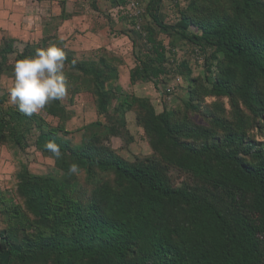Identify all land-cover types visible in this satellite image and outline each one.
Returning <instances> with one entry per match:
<instances>
[{
    "label": "trees",
    "instance_id": "16d2710c",
    "mask_svg": "<svg viewBox=\"0 0 264 264\" xmlns=\"http://www.w3.org/2000/svg\"><path fill=\"white\" fill-rule=\"evenodd\" d=\"M161 2L147 4L148 46L136 56L129 81L159 90L174 42L203 52L204 78L189 86L181 120L167 109L154 112L145 99L112 110L120 87L105 51L82 60L60 48L67 91L78 92L77 86L70 90L74 80H88L106 122L89 125L90 133L86 127L78 146L65 130L71 113L60 99L40 110L59 119L51 127L39 113L24 115L16 105L2 110L0 85V145L24 149L34 136L37 151L55 167L34 175L21 165L17 203L0 187V264H264V142L251 141L247 132L253 120L259 127L256 121H264V0H193L174 25L164 23ZM153 31L170 39L169 50ZM47 48L43 41L17 52L13 41L2 39L0 79L14 80L16 60ZM206 98L229 100L232 120L203 113L209 126L192 123L190 113H202ZM135 106L151 145L196 186L175 188L158 164L128 162L103 142L125 129V115ZM49 142L59 146V158L45 148ZM73 163L79 171L70 174ZM175 211L181 221H171Z\"/></svg>",
    "mask_w": 264,
    "mask_h": 264
},
{
    "label": "rangeland",
    "instance_id": "374dc122",
    "mask_svg": "<svg viewBox=\"0 0 264 264\" xmlns=\"http://www.w3.org/2000/svg\"><path fill=\"white\" fill-rule=\"evenodd\" d=\"M88 1V12L93 11L90 16L91 26H88L87 29L84 28L85 25L78 28V32L69 38V47L75 49L78 54L77 57L82 60H96L102 53L101 51L111 54L107 58L116 68L118 76L116 85L120 87L119 94L112 100L111 109L113 110L117 103L130 104L134 98L145 99L154 112L160 113L167 109L175 112L178 120H181L185 114L183 101L188 96L189 86H193L194 79L204 78V64L207 55L188 43L174 42V55L167 54L166 56L169 59L168 75L163 78L159 90L152 83L131 84L129 76L136 65L135 58L143 55L146 52V46H148L145 28L150 21L146 16L145 9L149 0H133L141 10L139 20L135 21V24H132L133 19L118 11L121 6L116 5L114 0ZM161 1L159 14L164 23L174 25L179 21L181 13L193 0ZM83 5L84 8L80 6L78 9L80 11L82 9V12L85 13V4ZM85 17L87 16L85 15ZM90 17L87 19L88 23ZM91 30L96 33H92ZM91 34H93L95 42L93 45L90 42ZM153 34L155 39L162 41L168 50L169 47L171 48V41L168 37L158 35L155 31ZM55 47L61 48L60 44ZM75 86L78 87V92L72 94L68 90L65 97L60 100L66 106L67 111L71 113L70 119L65 122V130L70 133L68 137L71 142L78 146L82 142L86 127L98 121L103 125H106V122L97 114L90 82L86 79L74 80L71 82L70 90ZM9 101L11 102L10 92ZM203 113L221 115L232 120V107L227 99L206 98L203 102L202 113H190V121L197 125L209 126L206 119L203 118ZM39 114L51 127H56L59 124V119L50 117L42 111H39ZM137 115L135 106L125 115V129L103 142L128 162L153 161L156 165L158 164L169 178L170 184L175 188L196 186L195 180L171 167L165 158L161 157L154 145H151L144 129L137 123ZM256 123L261 124V126H256L253 120L251 122L253 127L247 131L248 136L251 141L262 143L264 142V121H256ZM87 131L92 132L91 127ZM24 147V149L14 148V154L6 161L4 158L0 159L1 190L7 200L15 203L18 202L15 199L16 173L21 165L27 166L34 175L50 174L55 170L54 161L37 151L34 145V136L28 139ZM182 219V213L178 211L172 213L171 221H181Z\"/></svg>",
    "mask_w": 264,
    "mask_h": 264
},
{
    "label": "crops",
    "instance_id": "0c3cea01",
    "mask_svg": "<svg viewBox=\"0 0 264 264\" xmlns=\"http://www.w3.org/2000/svg\"><path fill=\"white\" fill-rule=\"evenodd\" d=\"M88 0H0V44L2 39L13 41L15 51H21L25 45H36L46 42L48 47L57 46L68 48L69 38L76 34L78 28L91 26V12H88ZM85 4V13L78 9ZM93 5V3H92ZM90 17L89 23L87 17ZM92 33H96L91 30ZM71 40V39H70ZM91 44L94 37L91 34ZM12 57V56H11ZM0 85L4 100L2 110L14 107L9 101V92L14 86V80L1 77ZM39 113V111L37 112ZM12 145H0V159L12 157ZM2 176V175H1ZM0 178L2 179V177Z\"/></svg>",
    "mask_w": 264,
    "mask_h": 264
},
{
    "label": "clouds",
    "instance_id": "9594fccd",
    "mask_svg": "<svg viewBox=\"0 0 264 264\" xmlns=\"http://www.w3.org/2000/svg\"><path fill=\"white\" fill-rule=\"evenodd\" d=\"M65 60V53L55 46L37 49L35 55L16 60L13 69L14 86L10 91V98L20 113L31 116L49 102L65 97ZM45 148L56 158L61 156L60 148L54 142L47 143ZM78 171L77 164L69 166L70 174Z\"/></svg>",
    "mask_w": 264,
    "mask_h": 264
},
{
    "label": "built area",
    "instance_id": "2783aa9c",
    "mask_svg": "<svg viewBox=\"0 0 264 264\" xmlns=\"http://www.w3.org/2000/svg\"><path fill=\"white\" fill-rule=\"evenodd\" d=\"M118 11L137 21L139 20L141 14L138 4L133 0H130L125 6H121Z\"/></svg>",
    "mask_w": 264,
    "mask_h": 264
}]
</instances>
